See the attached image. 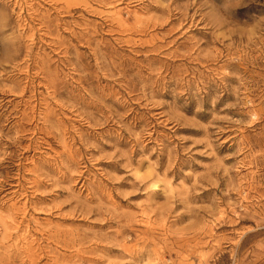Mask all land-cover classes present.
I'll use <instances>...</instances> for the list:
<instances>
[{"label": "rangeland", "instance_id": "obj_1", "mask_svg": "<svg viewBox=\"0 0 264 264\" xmlns=\"http://www.w3.org/2000/svg\"><path fill=\"white\" fill-rule=\"evenodd\" d=\"M0 264H264V0H0Z\"/></svg>", "mask_w": 264, "mask_h": 264}]
</instances>
